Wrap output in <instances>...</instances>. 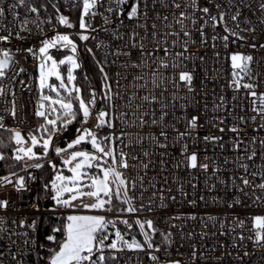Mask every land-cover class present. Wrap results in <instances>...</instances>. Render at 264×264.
Masks as SVG:
<instances>
[{
  "label": "built area",
  "instance_id": "1",
  "mask_svg": "<svg viewBox=\"0 0 264 264\" xmlns=\"http://www.w3.org/2000/svg\"><path fill=\"white\" fill-rule=\"evenodd\" d=\"M131 2L125 0L124 5H118L116 0H98L85 14L87 26L81 29L82 0H25L23 5L18 0H0V7L5 9L0 15V35L12 33L8 41H0V48L10 49L14 56L5 70L6 75L0 77V89H3L0 92V117H3L0 124L4 125L0 130L20 131L28 143L26 134L39 126L40 117L35 115L37 109L45 111V123L46 119L57 121L55 132L48 125L49 135L53 138L47 154L23 159L20 168L0 176L12 181L0 183V201L9 202L6 208L0 207V264H48L49 255L41 236L42 218L67 217L79 212L72 206H57L51 199L50 180L59 169L62 156H68V152L57 153L55 149L73 140L77 129L83 131L84 128L109 137L104 146L114 150L117 160L121 152L126 154L127 168L112 165L108 157L102 160L107 167H117L122 172L127 183V197L132 198L130 202L137 212L120 213L114 207L112 211L81 213H98L113 220L135 222L139 219L142 223L150 219L156 229L153 232L145 223V231L154 245L152 249L146 245L143 249L125 247L116 252L114 264H168L169 261H180V264H264V241L256 240L253 224L255 216H264V191L256 187L264 182L261 176L264 173V143H261L264 141V113L254 110L260 103L258 98L248 95L249 89L231 85L234 77L230 60L232 52L251 55V79L243 76L240 83L255 84L258 96L264 93V49L259 44L255 49L249 47L257 41L264 44V24L261 23L264 10L259 7L264 0H231V3L215 0L220 4L219 9L208 0H198L199 6H208L212 15H218L222 10L226 12L224 22L215 27L208 20L203 43L200 26L206 18L191 8V0H176L180 9L172 7V0H156L155 6L148 0V16L141 15L138 21L129 20L126 15ZM185 4L189 7L185 8ZM30 6L37 7L39 13L30 12ZM121 7L124 12L118 11ZM57 8L60 14L69 17L72 27L59 24ZM237 9L241 14L233 21L231 16ZM180 11L189 14L183 26L176 22ZM92 12L96 14L92 15ZM165 16L167 20L163 19ZM25 20L28 22L25 28L30 31L21 30ZM145 23L147 30L142 27ZM225 24L239 35L225 32ZM253 28L255 32L250 31ZM18 31L22 39L16 38ZM152 31L157 33L154 41L150 35ZM185 31L191 36H184ZM133 32L139 35L133 38ZM57 33L74 35L77 40L74 54L95 66L100 73L101 85L95 81V103L89 104L90 115L86 123H82V112L77 113L75 107L72 109L75 119L67 117L72 122L66 126H62L63 119H57L63 116L62 109L60 115L52 117L56 110L40 108L39 45ZM81 34L89 39L81 40ZM224 36L228 37L227 41L222 39ZM241 36L245 39H240ZM141 37L145 38L146 50L142 57L138 51ZM133 39L137 45L135 49L131 47ZM29 47L35 55L24 51ZM57 48L58 45L51 51ZM65 48L73 52L71 46ZM164 48L168 50L167 56ZM117 52L132 54L116 55ZM181 52L182 57L176 56ZM162 61L167 63L166 68L161 67ZM133 64L137 66L133 67ZM180 72L193 75L191 91L188 83L179 79ZM105 84L110 85V90ZM44 96H50L46 89ZM13 105L15 118L10 114ZM52 108L56 109V106ZM100 111L108 115L98 119ZM161 113L165 115L161 117ZM193 116L197 117L195 127L189 124ZM99 120H107L113 127L107 124L97 127ZM233 128L237 131H232ZM161 132L166 135L161 136ZM205 137L218 139L205 140ZM236 143H239L238 148L234 147ZM253 151L256 155L249 160ZM193 152L197 154L198 164L209 165L207 169L187 165L186 158ZM36 163L41 167H34ZM45 163L50 165L44 183L48 188L41 197L40 175ZM10 173L16 176H10ZM17 177H24L23 188L15 186ZM241 177H247L250 183L242 185ZM127 197L122 191L121 208L128 206L123 203ZM237 200L240 202L236 203ZM136 227L137 233L126 235L144 243L137 224ZM25 240L29 241L27 245ZM111 240L109 237L105 244ZM156 245H159L158 249ZM105 251L107 254L109 250ZM193 251L196 253L194 258ZM153 255L156 260L152 259Z\"/></svg>",
  "mask_w": 264,
  "mask_h": 264
},
{
  "label": "snow or ice",
  "instance_id": "2",
  "mask_svg": "<svg viewBox=\"0 0 264 264\" xmlns=\"http://www.w3.org/2000/svg\"><path fill=\"white\" fill-rule=\"evenodd\" d=\"M18 3L20 5H23L25 3V0H18ZM83 3V10L81 12L80 16V28L85 29L86 28V22H85V14L89 13L90 10H92L96 4L98 3V0H82ZM116 3L118 5H124L125 0H116ZM156 0H152L153 6H155ZM208 3L213 5L215 8L219 9L220 4L216 3L215 0H208ZM229 3H231V0H229ZM141 6L143 11H141ZM166 6V5H165ZM191 8L194 10H198L203 14V16L206 18L205 23L201 24L200 26V41L201 43L205 40V33H204V27L207 24L208 20H211L213 22V27H215L217 24H220L224 22L226 12L220 11L218 15H212L211 10L208 6L200 7L198 0H191ZM43 7V5H41ZM53 7H56L53 5ZM148 0H132L130 6L128 7L126 11V15L129 20H136L138 21L143 15L144 17L148 16ZM172 7L175 9H180L181 5L179 3H176V0H172ZM185 8L189 7L188 4L184 5ZM260 9L264 10V3L260 4ZM29 11L32 13H39V9L35 6H30ZM57 11V20L59 24L66 25L68 27H72L69 17L65 16L63 14H60L59 8L56 9ZM109 12L112 11L111 8L108 9ZM119 12H124V8H119ZM5 12V9L0 7V15H3ZM95 12H92V15H95ZM240 11L237 9V11L231 16V19L233 21H237L238 17L240 16ZM18 15V14H16ZM188 15L184 11L179 12V19H176L174 16V19H176V22L181 24L183 26V22L185 19L188 18ZM157 17L159 18V14L157 13ZM164 20H167V16L163 17ZM247 22V21H246ZM27 20L23 21L21 23V30H27L30 31V29H26L25 25L27 24ZM192 23L195 24L196 20L193 19ZM262 24H264V20L261 21ZM138 27H141V25H137ZM39 27V26H38ZM142 27L147 30V24L145 23L142 25ZM156 25L153 23L152 28L155 29ZM225 32H231V30L227 27V25H224ZM250 31L255 32L256 29L253 28ZM184 36L190 37L191 33L185 31ZM233 36H238L239 34L236 32H231ZM12 33L9 31L8 35H0V41H8L11 37ZM132 37L135 38L139 34L136 32H133ZM151 37L153 38V41L155 40L157 33L155 31L151 32ZM172 35H176V33H172ZM15 36L17 39H22L20 36V32H16ZM81 40H87L89 37L87 35L81 34L79 36ZM240 39H245L244 37H239ZM144 37H141V43L139 45V54L142 57L146 54L145 45L143 43ZM215 39V37L213 38ZM223 40L227 41L228 37L224 36L222 37ZM252 39L255 41L256 37L253 36ZM175 44V41H173ZM195 43V41H193ZM57 44H60L62 46H71V49L73 53L76 51V45L75 43L70 39V37L66 34H59L57 33L54 35L51 39H44L41 41V47L39 48V53L42 54V59L40 63V75H39V87L43 89L45 87V83L47 81V78L49 76H56L57 79H61L60 73L57 71V61H55L51 55L48 54V49L56 46ZM259 44V47L264 49V44H260L258 41L254 43H250L249 47L255 49ZM99 46V45H97ZM131 47L135 49L137 47L135 39H133ZM185 49L187 48V42H185L184 45ZM157 48H159V45L157 44ZM17 51H20V49H17ZM24 51L29 53H34L33 48L29 47L24 49ZM89 52H91V49H88ZM155 51V50H154ZM165 56L168 55L167 48L163 49ZM131 52H117L116 55H127L130 56ZM148 55H152L153 53H147ZM218 55V54H217ZM176 56L182 57L183 52L176 53ZM14 56L10 49L7 48H0V77H4L6 75L5 70L10 66V64L13 62ZM231 60V67H232V76L234 77V80L231 82V85L234 88H240L243 87L245 89H249L248 95L251 97H256L259 99L260 107L255 108L254 110L259 113H264V93H260L259 96L257 92L254 90L256 88V85L253 83H243L241 84L240 81L242 80L243 76H248L249 79H251V72L252 68L250 67V63L253 61V57L251 55H244L240 52H232L230 55ZM48 61H51V64H48ZM65 62H68L71 66L68 68V80L71 82L73 80V69L78 68L79 64L76 61V58L74 55L65 56L62 60L59 61V64H64ZM99 63V62H97ZM133 67H136L137 65L133 64ZM161 67L166 68L167 63L161 62ZM173 67H176L174 64ZM23 71V69H21ZM100 71L103 73L104 69L103 67L100 68ZM105 80L108 79L107 74H104ZM179 79L181 81L187 82L189 85V91H191V81L193 80V75L190 72H180ZM51 87V86H50ZM66 86L61 79L60 88L64 89ZM105 87L110 90V85L105 84ZM3 89H0V92H2ZM69 92H71V89H68ZM79 89H76V92L79 93ZM91 99L85 102L83 98H79V109L82 112L83 120L82 123H86L87 119L90 115V109L88 107L89 104L95 103V93H90ZM106 99H110V97H105ZM42 101H50L52 105H59L60 109L63 110V116L58 117L57 119H63V125L66 126L67 124H70L72 120L67 119V117H71L72 119H75V114L73 113V104L71 101L65 102L64 98L59 99H53L51 96H44L41 95ZM153 100H155V97H153ZM255 100L253 101V104H255ZM40 108H44V104H40ZM51 111H55V108H51ZM11 116L15 118L16 111H15V105H13V108L11 110ZM36 116L39 117H45V111H41L37 109L35 112ZM108 113L105 111H100L98 113V119L100 117H106ZM165 113H161V117H163ZM243 119V117H241ZM254 119V117H253ZM0 120H3V117H0ZM196 120L197 117L193 116L191 121H189V124L191 127L196 126ZM153 124L156 123L155 120L152 121ZM46 124L52 126V131L55 132L56 130V120H50L46 119ZM107 124L109 127H113V124L109 123L107 120H99V124L97 127ZM0 127H4L3 124H0ZM42 128L47 132L48 129L41 125ZM232 131H237V129L233 128ZM161 136L166 135L164 132L160 133ZM183 135V133L181 134ZM13 140H15L17 145L23 144V137L21 135V132L12 130V137ZM52 135H48L46 139H43L42 142V148L43 152L47 153L50 145V141L52 140ZM90 138V143L92 145V148L95 150L94 152H88V151H72L70 160H74L76 158H80L79 162L75 164V167L71 168V171L73 173L72 176L64 177L61 175H58L55 180L51 182V191L54 193L51 197V199L55 202V205L57 206H72L75 205L71 204V201L77 199V197H84L88 196L91 198H94L95 202L93 203H83L82 206L84 208H90V209H101V210H107L112 211V198L115 196L117 199H121V192L123 191L124 196L127 197V183L126 179L124 178L121 171L117 170V167L108 166L103 167V165L100 163V161L104 157H108L112 161V165H117L120 168H127V159L126 154L121 152L119 156V160H117L116 155L114 153V150L110 147L102 146V144H105V142L108 141L109 137H101L97 138V135L95 133H92L89 129L84 128L83 132H81L80 129H77V135L76 137L71 140V142L68 144V148H72L74 145L80 144L82 141ZM31 144L36 145L38 143L37 137L32 135L30 136ZM211 139L213 141L217 140V137H205V140ZM255 139V138H253ZM261 143H264L262 141ZM234 147L238 148L239 143L234 144ZM57 153H61L63 149L57 147L56 149ZM15 160L19 161L22 159L23 156H27L30 159L37 157V153L33 151V148L31 146L29 147H23L20 146L16 150ZM22 154V155H21ZM256 153L253 151L251 156H248V159H252L253 156H255ZM4 156L2 153H0V160H3ZM93 162H95V167L99 170L101 173L100 175L91 176L88 173L82 172L81 169H83L85 166L92 167ZM65 164L69 163V160L64 161ZM186 163L189 167L196 168L200 167L203 169H207L209 167L208 164L205 163H199L198 164V158L197 154L195 152L191 153L186 158ZM36 168L41 167L39 163H36L33 165ZM245 171L247 170L246 166ZM10 176H16L15 173H10ZM253 176L256 174L253 173ZM262 181H264V173L261 174ZM87 178L90 183L87 184V188L90 189L89 191H85V184L82 183V181ZM241 183L244 186H247L250 181L247 179V177H241ZM57 180L62 181L59 185H57ZM70 182L71 186H68V183ZM0 183H12V181L8 177H0ZM133 187H135V182L133 181ZM15 186L20 189L24 187V177H17L15 181ZM260 190L264 191V182L257 185ZM45 188H48V185H45ZM243 191V189H241ZM64 193H69L67 199L63 198ZM75 193V194H72ZM103 194V198L101 196ZM155 195V193H154ZM245 195H247L245 193ZM257 199H260V197H256ZM131 197H127L123 200V203L127 204V207L116 209V211L120 213H136L137 208L130 202ZM240 201H236V203H239ZM8 201L3 200L0 201V207H7ZM106 205L108 206L106 208ZM231 206V205H230ZM140 208L143 209L144 205L141 204ZM148 211H152L151 208H148ZM121 223L125 224L128 229H131L133 225L128 222L127 219L120 220ZM21 224L24 223V221L20 222ZM135 223L140 228V233L144 237V243H141L138 241L135 237L131 239V241L125 239V234H122L119 229H116L114 232V238L111 240V243L105 244V240L109 238L112 233L108 232V228L111 225L113 228L116 227L115 221L107 219L103 215H69L66 218V222L63 224V227H56L52 229L51 235H48L46 239L49 242H56V233L63 232V239L58 244V249H52L51 255L48 259V264H107L108 258L110 257L112 260L116 259V252L123 250V248L128 249H143L145 245L148 249H152L154 247L151 237L149 236L148 232L145 231V223L147 224L148 228L151 229L153 232L156 231V229L153 227L152 220H147L144 223H142L139 219L135 221ZM242 223V222H241ZM33 224H35V221H33ZM253 224L256 229V240L257 241H264V216L257 215L253 218ZM241 239L243 237L241 236ZM24 243L27 245L29 243L28 240H25ZM157 249L159 248V245L155 246ZM109 250L106 254L105 250ZM151 255V253H149ZM248 253H245L247 255ZM196 253L193 251L192 256L195 257ZM153 260H156V256H152ZM22 264V262H21ZM168 264H180V261H169Z\"/></svg>",
  "mask_w": 264,
  "mask_h": 264
},
{
  "label": "trees",
  "instance_id": "3",
  "mask_svg": "<svg viewBox=\"0 0 264 264\" xmlns=\"http://www.w3.org/2000/svg\"><path fill=\"white\" fill-rule=\"evenodd\" d=\"M69 51L67 48L61 49H53L52 52L59 54H62L64 52ZM79 60V68L77 70V79H76V84L80 85L82 88L83 95L88 101L91 99L90 93L94 92L95 89V81L97 84L101 85V78H100V73L97 70L96 67L93 65L87 64L85 60H83L80 56H78ZM47 93L51 97L55 95L54 92L46 90ZM62 96L65 97L66 99H70L74 102V107L77 113H80L79 109V101L76 99L75 93L71 92L68 93L66 90H63ZM45 108L46 109H51L54 105L51 104L50 101H45L44 102ZM56 106V111L55 113L52 112V117L54 115H60L62 110L60 109V106ZM38 127L34 128L32 131L28 132L26 136L28 137V134H36L38 137H48L50 128L49 126L45 123V118L40 117L38 119ZM41 125H44L48 131L46 132L44 128L41 127ZM102 137V135H99ZM12 137V130L10 129H4L0 130V153L3 154L4 159L0 160V176L3 174H6L10 171L16 170L21 167V160L17 161L14 158V150L17 147L14 142ZM49 168L50 165L49 163H45L42 166V171H41V177H40V194L41 197L45 194V179L46 177L49 176ZM48 204H52V202H49ZM112 205L116 208L119 209L121 208V200L120 199H115L114 201L112 200ZM106 207H108L106 205ZM67 217H56V216H44L41 220V236L44 245L46 246V252L50 256L51 255V250L52 249H58V244L60 241L63 239V232H58L56 233V242H49L46 237L48 235L53 234L52 229L56 227H63V224L66 222ZM120 220L123 219H115V224L117 227L123 229L125 233L133 234L137 233V227L136 224L133 220L128 219L131 221V224L133 227L131 229H128L125 224L121 223ZM114 228L110 225L108 230H113ZM110 241V240H109ZM107 264H114V261L109 257Z\"/></svg>",
  "mask_w": 264,
  "mask_h": 264
},
{
  "label": "rangeland",
  "instance_id": "4",
  "mask_svg": "<svg viewBox=\"0 0 264 264\" xmlns=\"http://www.w3.org/2000/svg\"><path fill=\"white\" fill-rule=\"evenodd\" d=\"M70 37V39L75 43L77 44V40L75 38L74 35L72 34H66ZM59 46V48L61 49H64L66 46H62L60 44H57ZM41 47V45H39V48ZM52 48H49L48 49V54L52 56V58L57 61V71L60 73V76H61V79L63 80L64 84H65V88L64 89H61L60 88V83H61V79H57L56 76H49L47 78V81L45 83V87L43 89L40 88V91H41V94L44 95V91L45 89L48 90V91H52L55 93V95L53 96V99H59V98H64L65 99V102H68V101H71V103L73 104V107H74V102L70 99H66L65 97L62 96V93H63V90H66L68 93H71V92H74L75 93V96H76V99L79 101V98H83L85 100V102L87 103L84 95H83V92H82V88L80 85L76 84V79H77V70L78 68H75L73 69V72H72V75H73V80L70 82L68 80V68L71 66L68 62H65L64 64H59V61L62 60L65 56H69V55H74L75 58H76V61L77 63L79 64V60H78V56L76 54H74L73 52L71 51H67V52H64L62 54H57L55 52H52L51 51ZM41 59H42V54L39 53V61H38V71H37V75H38V83H39V75H40V63H41ZM48 64L50 65L51 64V61H48ZM95 67V66H94ZM51 86V87H50ZM68 89H71L72 91L69 92ZM76 89H79V93L76 92ZM42 103L44 104V101H42ZM45 106V105H44ZM55 106V105H54ZM59 106V105H57ZM89 109H90V106L88 105ZM92 133H94L92 130H90ZM83 132V131H81ZM96 134V133H95ZM36 136L37 137V140H38V143L36 145H32L31 144V139H30V136ZM97 135V138H101V136H99L98 134ZM47 137H38L36 134H28V137H27V140H28V143L26 145H19L15 148V150L20 147V146H23V147H29L31 146L33 148V151H35L37 153V157H42L44 156L45 154L47 153H44L43 152V148H42V142H43V139H46ZM71 141L67 142L65 145H63L62 147H60L61 149H63V151L61 153H65V152H68V156L67 155H63L62 158H61V163L59 165V169L53 174L51 180H50V185H51V182L53 180L56 179V177L58 175H61V176H64V177H69V176H72L73 173L71 171V168L75 167V164L78 162V160L80 158H76L74 160H70V156H71V152L72 151H88V152H94L95 150L92 148V145L90 143V138L82 141L80 144L78 145H74L72 148H68V144L70 143ZM102 146H104V144H102ZM14 150V157L15 155L17 154L16 151ZM49 151V149H48ZM67 154V153H66ZM22 155V154H21ZM35 157V158H37ZM23 159H30L29 157L27 156H23L21 160ZM34 159V158H32ZM65 160H69V163L68 164H65L64 161ZM100 163L103 165V167H107L104 163H103V160L100 161ZM82 172H85V173H88L89 175L91 176H96L94 171L92 170H89L87 168H84V169H81ZM57 185H59L60 183H62V181H59L57 180ZM68 183V186H71L70 182H66ZM82 183L85 184V191H89L90 189H88L86 186L88 183H90V181L85 178ZM54 194V193H53ZM72 194H75V193H72ZM70 194L69 193H64L63 195V198L67 199L68 196ZM116 199L115 196H113L112 200L114 201ZM95 202L94 198H91V197H88V196H84V197H77V199L71 201V204L75 205L74 207L76 208L77 211L79 212H82V211H103L101 209H90V208H84L82 206L83 203H93ZM107 208V207H106ZM128 220V219H127ZM129 223H131V221L128 220ZM116 225V224H115ZM116 229H119L121 231L122 234H125V231L119 227H116L113 229V230H108L109 233H112V235H110L109 237L110 238H114V232ZM134 237V236H133ZM133 237H128L127 235H125V239L131 241V239Z\"/></svg>",
  "mask_w": 264,
  "mask_h": 264
},
{
  "label": "water",
  "instance_id": "5",
  "mask_svg": "<svg viewBox=\"0 0 264 264\" xmlns=\"http://www.w3.org/2000/svg\"><path fill=\"white\" fill-rule=\"evenodd\" d=\"M20 132V131H19ZM21 135H22V137H23V144L22 145H26L27 144V141H26V138L24 137V135L21 133ZM13 142H14V144L16 145V146H19V145H17L16 144V142H15V140H13ZM78 162H79V160H78ZM95 165V162H93V166L92 167H87V166H85L84 168H87V169H89V170H96V173H97V175H100L101 173L99 172V170L94 166ZM83 168V169H84ZM101 196L103 197V194H101ZM103 198H105L106 199V197H103ZM112 206V208H114V206L113 205H111ZM70 215H102V214H98V213H81V212H76V213H72V214H70ZM104 216V215H103ZM110 220H113L112 218H110Z\"/></svg>",
  "mask_w": 264,
  "mask_h": 264
},
{
  "label": "flooded vegetation",
  "instance_id": "6",
  "mask_svg": "<svg viewBox=\"0 0 264 264\" xmlns=\"http://www.w3.org/2000/svg\"><path fill=\"white\" fill-rule=\"evenodd\" d=\"M93 171H94L95 175H97L96 170H93Z\"/></svg>",
  "mask_w": 264,
  "mask_h": 264
}]
</instances>
